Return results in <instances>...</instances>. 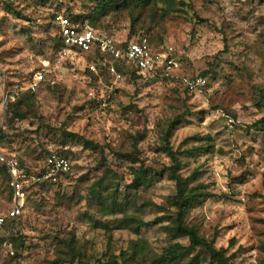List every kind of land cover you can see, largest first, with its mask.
Listing matches in <instances>:
<instances>
[{"label":"rangeland","instance_id":"rangeland-1","mask_svg":"<svg viewBox=\"0 0 264 264\" xmlns=\"http://www.w3.org/2000/svg\"><path fill=\"white\" fill-rule=\"evenodd\" d=\"M172 1L170 7L182 11L153 21L149 30L150 46L157 51L172 47L179 62L168 76L133 78L126 70L116 80L102 69L91 76L86 53H71L31 92L34 72L53 60V16L88 12L93 4L0 0V130L6 133L0 149L18 159L30 176L43 168L48 153L61 150L71 161L58 184L39 186L29 180L25 185V205L10 228L24 245L0 264L93 263L130 250L139 236L148 241V251L160 253L167 242L159 225L141 227L137 234L99 225L111 227L115 219L134 214L130 205L124 208L125 193L135 197V207L141 208L137 215L144 220L165 213L175 186L164 169L172 162L158 149L175 118L180 124L169 144L179 152L181 173L198 169V181L214 195L192 208L186 221L207 238L217 233V247L233 240L234 264H264V121L259 123L264 110L255 107L253 91L264 86V0ZM100 24L108 29L100 27L99 33L119 43L128 39L126 10L101 17ZM195 76L208 78L201 94L185 87L184 79ZM29 91L33 109L5 127L7 103ZM107 95L110 103L102 107ZM206 135L210 140L195 138ZM85 139L93 147L84 145ZM197 146L205 150L194 152ZM185 150L192 152L180 154ZM131 167L147 170L151 183L139 190L130 187ZM100 180L117 198L95 194L92 186ZM147 201L154 205L142 207ZM11 205V189L0 174V212ZM178 241L187 244L185 238Z\"/></svg>","mask_w":264,"mask_h":264},{"label":"trees","instance_id":"trees-1","mask_svg":"<svg viewBox=\"0 0 264 264\" xmlns=\"http://www.w3.org/2000/svg\"><path fill=\"white\" fill-rule=\"evenodd\" d=\"M39 1L44 3V0ZM87 2H91L93 4V7L88 12L73 13L69 11L63 14L78 22L84 18H88L95 30L100 32V27L105 30L108 29V26H101V17H107L110 15L115 16L118 13L122 14L126 10L130 18V33L128 39L120 43L122 45L132 40L140 41L143 37H146L148 39L149 45L152 46L153 42L152 40L150 41L151 38L149 36L151 23L169 14H176L177 12L182 11L178 9L173 10L172 7H170V5L173 4L172 0H87ZM162 4H164V6H162ZM8 7L10 8V6ZM55 15L53 16V19ZM146 22H149V25H146ZM104 35L108 36L109 34L105 33ZM53 40V48L56 52L59 48H61L62 42L57 35H54ZM86 56L91 60H97L96 53H86ZM114 65L118 72L128 70L127 72L133 78L143 77L137 73L135 68L125 67L120 60H114ZM86 73L93 76V72L89 71L88 69L86 70ZM263 88L264 86L260 88H253L255 94L258 95V98L255 102V107L259 110H264V95L262 93ZM33 106L34 94L30 91L29 93L26 92L18 95L13 101H9L5 110V115L7 117L4 124L5 127L9 128L15 120H21L25 118L26 115L31 112V108L33 109ZM263 121L264 117L259 120V123ZM179 124L180 119L175 118L167 125L162 137L164 146L163 148L161 147L158 149L172 162L171 165L165 167L164 169H166L168 178L174 183L175 186V193L171 194L167 198L165 208H163L165 213L160 214L152 220H144L143 217L137 215L138 211L141 212V208L135 207V197L132 196L128 198V193H125L123 198L125 201L124 208L126 210V207L130 205V210L135 211L134 214H124L123 218L115 219L112 222L111 227H109L108 224L99 225V227L108 230L129 229L136 234L139 233L141 227H156L159 225L162 232L165 234L164 237L166 238L167 244L163 247L160 253L154 254L153 250L148 251L146 248L148 241L145 238L139 236V238L132 242V248L130 250H121L117 255H110L106 258V260L97 258L93 263L86 262L81 264H126L131 259H135L137 264H234L231 259L235 258L236 254L235 252L229 253L230 246L234 244L233 240L230 241V245L227 247H217L215 241L217 231L213 237L207 238L199 233L198 227L196 225L186 221V216L192 208L204 204L208 198L213 197L214 195L208 191L205 184L198 181L201 174L198 169L195 168L193 171L187 174L181 173L182 161L178 157L179 152L177 154V151H174L169 144V138L171 137L176 126ZM64 135L68 136L69 134L64 133ZM195 138L197 141L210 140L209 135ZM5 139L6 133L0 130V142L4 141ZM83 144L93 147L92 142L86 139L84 140ZM203 148V146H197V148H193V151L200 152L205 150ZM55 152L70 161L68 153L61 150H57ZM187 152L189 151L185 150L180 152V154L183 155ZM190 152H192V150ZM5 154L7 156H11V154ZM49 154L50 153H48L47 156ZM18 163L23 169V166L19 160ZM130 169L133 175L130 187L139 190L140 185L146 186L151 183L152 178H148L147 170L133 167ZM41 170L35 176H39ZM68 171L59 174L58 179L62 176H67ZM0 174H3L6 177L8 184L9 176L5 165L2 163H0ZM32 184L39 186H53L58 184V182L37 180L33 181ZM28 185L29 184L26 186ZM92 189L97 196H101L103 193H105L107 197L117 198L116 193H113V190H109L107 192L109 186L104 185L102 180L96 182L92 186ZM24 191L25 186L23 187V192ZM150 205L152 206L154 204L151 201H147L144 202L142 207ZM15 219L12 221L9 220L7 222V226H10L11 228L15 224ZM8 238L10 242V248L13 250L14 254L12 256L6 255L4 258H12L17 256V251L24 245L21 238L19 236L11 235V232H9ZM182 238L187 240V244H182L180 241H178ZM50 264L62 263L60 259H56Z\"/></svg>","mask_w":264,"mask_h":264},{"label":"built area","instance_id":"built-area-1","mask_svg":"<svg viewBox=\"0 0 264 264\" xmlns=\"http://www.w3.org/2000/svg\"><path fill=\"white\" fill-rule=\"evenodd\" d=\"M54 23L56 35L62 42V46L54 53L51 63L45 64L44 68L34 72L29 86L31 92H34L44 80L45 73L58 70L71 53H96L97 60H91L87 68L93 73H98L102 69L101 71L104 70L107 74L115 76L116 80L120 79L121 75L115 68L114 60H120L125 67L135 68L143 77L168 76L171 71L179 68V62L173 56L172 47L157 51L149 45L146 37L140 41L132 40L122 45L114 38L97 32L88 18L78 22L64 14H56ZM207 81L206 76H195L185 78L184 84L189 92L201 94L207 86ZM262 93L264 95V88ZM109 103V95L101 98L102 107L108 106ZM227 122L231 125L232 119L228 118ZM0 163L7 169L8 185L12 192L11 207L4 213L0 212V259H2L6 255L14 254L10 248L8 238L10 226H7V222L14 220L22 212L25 205L23 187L29 180L56 182L59 174L68 171L71 165L67 158L51 152L46 158L40 175L30 176L25 174L14 156H7L1 149Z\"/></svg>","mask_w":264,"mask_h":264}]
</instances>
